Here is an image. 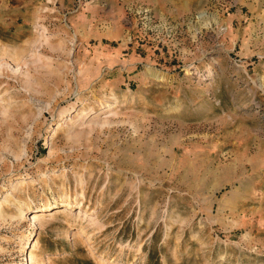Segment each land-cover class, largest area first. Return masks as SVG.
Masks as SVG:
<instances>
[{
    "label": "rangeland",
    "instance_id": "1",
    "mask_svg": "<svg viewBox=\"0 0 264 264\" xmlns=\"http://www.w3.org/2000/svg\"><path fill=\"white\" fill-rule=\"evenodd\" d=\"M0 264H264V0H0Z\"/></svg>",
    "mask_w": 264,
    "mask_h": 264
},
{
    "label": "bare ground",
    "instance_id": "2",
    "mask_svg": "<svg viewBox=\"0 0 264 264\" xmlns=\"http://www.w3.org/2000/svg\"><path fill=\"white\" fill-rule=\"evenodd\" d=\"M107 106V105H106ZM108 106H109V104H108ZM94 111V110H93ZM232 194H234V193H232ZM70 195V194H69ZM69 195H64V196H62L60 199H59V201H57L58 202V204H66V203H71L72 202V200L70 199V197H69ZM228 197V199H229V197H231V195H229V196H227ZM226 197V198H227ZM232 197H233V195H232ZM226 198H225V200H226ZM235 199V198H234ZM233 199V200H234ZM231 200V199H230ZM69 205V204H68ZM50 207V206H49ZM49 207H47L48 209H49ZM46 208V206H45V208H43L42 209V211H46V210H48ZM50 210H53V208H51ZM179 216V215H178ZM34 217H36V216H34ZM172 220H174V219H172ZM66 238H67V236H66ZM69 239V238H68Z\"/></svg>",
    "mask_w": 264,
    "mask_h": 264
}]
</instances>
